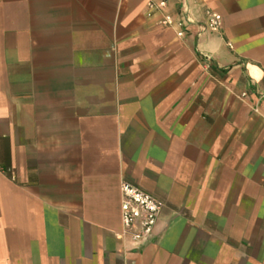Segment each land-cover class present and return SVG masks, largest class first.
<instances>
[{
    "label": "crops",
    "instance_id": "1",
    "mask_svg": "<svg viewBox=\"0 0 264 264\" xmlns=\"http://www.w3.org/2000/svg\"><path fill=\"white\" fill-rule=\"evenodd\" d=\"M0 264H264V0H0Z\"/></svg>",
    "mask_w": 264,
    "mask_h": 264
},
{
    "label": "built area",
    "instance_id": "2",
    "mask_svg": "<svg viewBox=\"0 0 264 264\" xmlns=\"http://www.w3.org/2000/svg\"><path fill=\"white\" fill-rule=\"evenodd\" d=\"M164 3H147L146 16L150 17L156 12H162ZM161 23L165 26L176 24L180 30L178 35L184 34L182 20H173L172 15L162 12ZM221 27V17L213 14L205 23V29L218 32ZM120 216L122 222V235L132 242H147L153 235L154 228L159 219L163 205L153 195L145 192L129 180L122 179L120 183Z\"/></svg>",
    "mask_w": 264,
    "mask_h": 264
}]
</instances>
